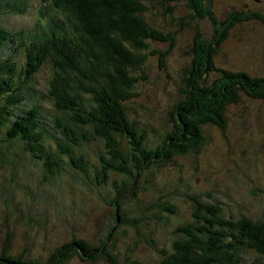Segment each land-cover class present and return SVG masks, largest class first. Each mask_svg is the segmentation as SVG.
I'll return each mask as SVG.
<instances>
[{
    "label": "trees",
    "instance_id": "16d2710c",
    "mask_svg": "<svg viewBox=\"0 0 264 264\" xmlns=\"http://www.w3.org/2000/svg\"><path fill=\"white\" fill-rule=\"evenodd\" d=\"M31 2L39 10L36 23L29 20L31 27L9 29L7 21L0 22V169L33 163L47 184V178L67 171L81 186L104 188L113 196L99 248L73 236L56 251L55 264H66L75 256L85 263L101 259L118 264L114 251L128 230L157 252L158 260L151 264H243L251 254L247 252L258 256L257 264L264 263L263 220L238 218L219 203L192 193L182 195L193 203L192 218L176 227L170 249H161L156 228L178 215L170 201L181 193L163 194L155 175L181 159L200 157L209 144L206 127L225 131L227 110L241 102L242 93L264 100V77L226 71L211 61L192 62L182 82L184 98L160 132L137 117L130 103L139 97L138 85L149 80L152 57L167 71L176 36L152 24L145 3L0 0V15L7 12L16 20L13 15L28 12ZM211 2L162 0L161 6L170 7L174 17L186 5L197 24L211 15ZM233 12L222 24L217 21L220 28L230 29L240 22L233 18L248 17L246 12ZM220 32L212 41L201 40L207 45L195 49L199 60L216 55L228 37L225 30ZM161 44L168 45L167 52L156 47ZM212 72L222 80H211ZM98 143L102 151L96 163V152L90 149ZM156 192L162 193L154 199L159 212L147 201ZM6 245L0 264H45L30 259L28 250L10 254V244Z\"/></svg>",
    "mask_w": 264,
    "mask_h": 264
},
{
    "label": "rangeland",
    "instance_id": "374dc122",
    "mask_svg": "<svg viewBox=\"0 0 264 264\" xmlns=\"http://www.w3.org/2000/svg\"><path fill=\"white\" fill-rule=\"evenodd\" d=\"M142 1L151 12L147 17L152 24L159 31L176 36L167 71L160 68L157 57H152L148 62L149 80L138 85L135 92L139 97L131 100V108L137 117L145 120V124L157 131L160 129V132L167 126L169 115L184 98L181 91L186 69L196 60L211 61L226 71H244L264 77V22L253 18L264 20V0H212L210 17L197 21L198 25L190 17L186 5H182L172 17L168 12L170 7L161 6L162 0ZM234 10L246 12L244 15L248 17L233 18L240 19V22L231 24L230 29L227 26L220 28L217 21L222 24ZM37 11V6L31 2L28 12L13 15L16 20L4 12L6 14L0 15V22L7 21L9 29L29 28V20L33 24L37 21ZM221 30H225L228 37L217 48L216 55L201 56L199 60L195 49L207 45L201 40L212 41L218 38ZM199 31L200 39L197 37ZM156 47L161 52H167L169 48L167 44ZM211 80L222 79L212 72ZM205 133L209 144L202 148L200 157L181 159L176 166L155 173L158 188L164 189L163 194L181 193L170 201L177 206L178 215L169 217L162 212L169 217V224L156 228V241L161 249H170L176 227L192 218L193 203L182 197L183 194L192 193L205 202L219 203L224 211L235 213L238 218L246 215L264 221V100L242 93L241 102L227 110L226 130L208 126ZM92 151L96 152L93 160L97 163L102 145H93L90 153ZM15 165L13 168L4 165L0 169V255L9 243L10 254L28 250L30 259L55 264L56 251L74 237L89 240L99 248L105 240L102 235L106 227L105 215L113 200L109 190L106 193L104 188L81 186L67 171L54 175L51 180L47 178V184L33 163ZM115 178L119 179L118 176ZM162 193H150L147 201L154 211H158V202L154 199ZM126 233V239H122L114 251L118 264H151L158 260L157 252L145 242L134 239V231ZM247 253L251 254L245 255L243 264H257L258 256ZM66 264L108 263L101 259L96 263H85L75 256Z\"/></svg>",
    "mask_w": 264,
    "mask_h": 264
}]
</instances>
